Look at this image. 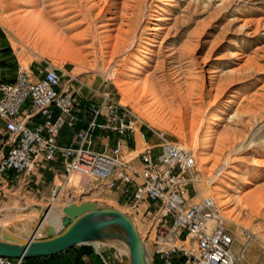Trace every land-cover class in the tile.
Masks as SVG:
<instances>
[{
	"label": "rangeland",
	"instance_id": "374dc122",
	"mask_svg": "<svg viewBox=\"0 0 264 264\" xmlns=\"http://www.w3.org/2000/svg\"><path fill=\"white\" fill-rule=\"evenodd\" d=\"M62 1L60 8L68 12L63 18L50 13L56 11L49 6ZM106 1L127 5L119 32H109L114 28L107 27L99 0H39L56 28L45 38L35 26L15 23L19 0H0V83L9 81L3 79L15 67L32 73L50 63L65 73L62 80L73 93L74 107L83 109L80 117L74 110L77 129L90 120L84 119L88 106L101 102H115L135 113L147 124L141 134L127 135L123 141L111 135L109 145L120 144L135 158L144 149L157 153L164 142L191 152L198 188L197 193L190 191L189 203L212 198L234 239L236 264H264V0ZM168 17L155 36L156 20ZM116 35L120 38L111 50ZM149 58H154L152 63ZM140 60L155 68L139 75V87L132 86ZM229 100L235 105L223 115ZM217 117L223 120L213 123ZM231 170L239 173V186L228 191L224 180ZM64 180L50 189L37 177L32 181L41 187L23 190L19 182L0 191V215L14 234L24 237L27 230L32 232L44 210L46 220L52 208L91 202L129 216L152 251L147 229L141 225L145 215L136 218L122 194L112 196L113 191L98 186L92 177L86 184L81 174ZM243 181L249 183L242 185ZM233 197L242 198V204ZM146 214L149 217V206ZM36 237L44 238V229ZM102 242L76 246L35 263L129 264L122 242Z\"/></svg>",
	"mask_w": 264,
	"mask_h": 264
},
{
	"label": "built area",
	"instance_id": "2783aa9c",
	"mask_svg": "<svg viewBox=\"0 0 264 264\" xmlns=\"http://www.w3.org/2000/svg\"><path fill=\"white\" fill-rule=\"evenodd\" d=\"M64 77L60 68L46 63L32 73L18 67L12 80L0 83V191L29 176L40 160L51 162L60 155L66 176L81 172L94 178L98 186L122 194L133 211L148 202L151 264H236L234 239L214 200L188 201L190 191L198 188L192 153L164 142L155 154L150 149L137 154L141 167L134 168L121 157L120 144L109 145L111 135L123 141L140 135L147 124L121 104L101 102L88 106L90 120L77 129L74 96ZM28 117L39 122L30 128ZM64 128L74 134V144L66 148L58 145ZM97 132L104 133V152L92 145ZM0 264L29 263L22 257H0Z\"/></svg>",
	"mask_w": 264,
	"mask_h": 264
},
{
	"label": "water",
	"instance_id": "95a60500",
	"mask_svg": "<svg viewBox=\"0 0 264 264\" xmlns=\"http://www.w3.org/2000/svg\"><path fill=\"white\" fill-rule=\"evenodd\" d=\"M61 213L60 229L45 226L44 238H37L35 233L43 221L45 210L28 237L13 234L10 227L0 228V257H50L76 246L116 239L126 246L129 264H151L135 225L121 211L91 202H79L64 206Z\"/></svg>",
	"mask_w": 264,
	"mask_h": 264
},
{
	"label": "bare ground",
	"instance_id": "6f19581e",
	"mask_svg": "<svg viewBox=\"0 0 264 264\" xmlns=\"http://www.w3.org/2000/svg\"><path fill=\"white\" fill-rule=\"evenodd\" d=\"M99 1H101L102 3H103V6L101 7V11L100 12H102V14H103V16H107L106 18V22H107V27L108 28H114V30H109V32H119V30H120V25H121V19L123 18L122 16L125 14V13H123V11L124 10H126V6L127 5H125V2H121V3H116L114 0V2L113 3H109L108 1H106V0H99ZM64 1H62V2H60V3H55V2H53V3H51V4H49V6L51 7V9H53V10H55L56 12H53V11H50V13H55L56 15L55 16H60L61 18H63V17H65L67 14H68V12H64L63 10H62V8H60V4H62ZM19 3H21L22 5L21 6H19ZM15 6H18V7H16L17 8V10H16V12L14 13V15H15V23H19V24H22V25H24V26H32L31 28H33V26H35V28H37V31L38 32H40L39 34L40 35H42V33H43V35H44V37L45 36H52L53 35V33H54V31L56 30V28H55V24H53V22H52V19H53V17H52V15H50V13L49 14H47V13H44L43 12V10H41V8H40V3H39V0H19V2H15ZM48 6V7H49ZM135 7V6H134ZM165 13V12H164ZM167 15V14H166ZM168 16V15H167ZM59 17V18H60ZM130 17H132V15H130ZM71 18H73V17H71ZM170 18L171 17H168V18H165V19H157L156 21H159L158 22V26L159 25H161V26H164L165 25V22L166 21H168V20H170ZM21 25V26H22ZM159 28V29H158ZM158 30H161V27L159 26V27H157L156 26V28L154 29V31H157L156 33H154L155 34V36H157L158 37ZM36 31V30H35ZM38 34V33H37ZM37 36V35H36ZM39 36V35H38ZM41 37H43V36H41ZM46 38V37H45ZM108 38H110V37H108ZM118 38H120L118 35H116V36H113V42H114V44H112V46H111V50L112 49H114L115 47H116V43L118 42ZM112 39V38H111ZM151 42V41H150ZM65 44V43H64ZM155 46V45H154ZM150 48H153V46L152 47H150ZM149 51H151L150 49H149ZM153 51V50H152ZM152 51H151V53H152ZM112 52V51H111ZM146 52V51H145ZM146 55V54H145ZM152 55H155V53H152ZM238 55V54H237ZM237 55H235L234 54V57L235 56H237ZM142 59V58H141ZM144 59V58H143ZM142 59V60H143ZM154 59V58H153ZM153 59H148L149 60V63H152V60ZM239 59V58H238ZM137 60V59H136ZM139 60V59H138ZM151 60V61H150ZM137 62V61H136ZM146 63V64H145ZM145 63H143L141 60L138 62V64H136V70H135V72H136V77H135V84H133L132 82H130V85H137L138 87L140 86V84H138L139 82H140V80H141V78H140V76L139 75H141L144 71V73H147L149 70H154V68H155V65L154 66H151L150 67V65H149V63L148 62H145ZM149 66V67H148ZM149 69V70H148ZM213 73H215V72H213ZM230 73V72H229ZM233 73V72H232ZM151 74V73H150ZM226 76V75H225ZM141 83V82H140ZM213 85V83H211V86ZM137 86H135V87H137ZM153 86V85H152ZM145 88V87H144ZM146 91V90H145ZM182 101V100H181ZM234 101L233 100H229V101H227V103H226V107H225V110L224 111H222L221 113L223 114V115H225L226 113H228L229 112V110L232 108V105L234 104L233 103ZM233 103V104H232ZM239 103V102H238ZM235 105V104H234ZM224 109V108H223ZM249 116V115H248ZM213 120V123H216V121H217V123L219 122V121H221V120H223V118L222 117H217L216 119L214 118V119H212ZM217 126V125H216ZM211 127H213V124H212V126ZM214 128V127H213ZM211 130V129H210ZM223 131V130H222ZM221 131V132H222ZM217 132V131H216ZM220 132V131H219ZM211 133V132H210ZM213 133V132H212ZM214 135V134H213ZM219 135V134H218ZM223 135V134H222ZM220 136V135H219ZM224 137V136H223ZM246 159V158H245ZM259 163V162H258ZM260 164V163H259ZM235 169V168H234ZM240 171V170H239ZM238 172V171H237ZM72 174H81V175H84V176H86V178H87V181H86V184H88V183H90L91 182V177L90 176H88V175H85V174H82L81 172H73ZM239 174V173H238ZM238 174H236V173H233V171L231 170L230 172H229V175H227L226 176V179L224 180V181H226L225 183H226V189L228 190V191H232V190H234L233 189V185H237V186H239V180H238V178H240V176L238 175ZM72 177V176H71ZM228 181V182H227ZM246 181V180H245ZM245 181H243L242 182V185L244 184V185H247L248 183H246ZM240 185H241V183H240ZM244 187V186H243ZM228 191H226V193L227 194H225L226 196H228L229 198H230V194L228 193ZM222 192V191H221ZM220 192V193H221ZM235 193V192H234ZM239 193V192H238ZM230 195V196H229ZM233 196V195H232ZM232 196H231V198H232ZM225 197V196H224ZM235 198V200H237V204L238 205H240V204H242V198H240V197H233V199ZM212 199V198H211ZM232 200V199H231ZM225 201V200H224ZM215 202V201H214ZM216 203V202H215ZM225 203V202H224ZM227 203V202H226ZM69 204H71V203H69ZM68 204V205H69ZM217 204V203H216ZM237 205V206H238ZM67 206V205H66ZM218 207V206H217ZM63 208V207H62ZM243 210V209H242ZM39 211H41V210H39ZM49 212V211H48ZM50 214H49V216H48V218L45 220V215L47 214V212H46V214L43 216V221L41 222V225H40V227H39V229H38V231L35 233V235L37 236L41 231H43V229L45 228V226H48V225H50V226H52L53 228H55L56 230H58V229H60V227H61V218H62V213H61V209L59 210H57V211H54V209L52 208L51 210H50ZM28 218H29V216H27ZM21 217H19V219H20ZM7 219V218H6ZM15 220V219H14ZM16 220H17V218H16ZM30 220V219H29ZM8 221L7 220H4V218H3V216H1L0 215V228H2V229H6V227H8V225L10 224V223H7ZM30 232H31V230H27V235L29 234L30 235ZM138 232V231H137ZM32 233V232H31ZM14 234V233H13ZM141 237V236H140ZM141 239H142V237H141ZM107 241V240H106ZM142 241H143V243H144V245H145V248H146V252H147V255H148V260L150 261V256H149V252H148V250H147V245L145 244V242H144V240L142 239ZM114 242V241H113ZM103 243V242H102ZM101 242L100 243H98V244H102ZM112 243V242H111ZM110 243V244H111ZM94 244V243H93ZM104 244V243H103ZM113 245L115 244V243H112ZM121 245H122V251L124 252V254L125 253H127V248H126V246L123 244V243H121ZM116 247H118V245H115ZM242 257V256H241ZM235 261H236V259H235Z\"/></svg>",
	"mask_w": 264,
	"mask_h": 264
},
{
	"label": "crops",
	"instance_id": "0c3cea01",
	"mask_svg": "<svg viewBox=\"0 0 264 264\" xmlns=\"http://www.w3.org/2000/svg\"><path fill=\"white\" fill-rule=\"evenodd\" d=\"M2 67L0 66V69ZM15 71H16V67L13 69L12 74H10L9 78L3 79V80H12L15 76ZM75 113L80 117V113L83 109L79 108V107H74ZM84 112V111H83ZM26 114V109L23 110L21 117L23 118ZM86 114V113H85ZM90 118V115L88 113L87 118L84 119H88ZM84 119H80L83 120ZM39 122V119L36 117H28L26 119V124L28 127L33 128L37 123ZM104 133L103 132H97L95 138L93 139V146L94 149L97 151H102L103 150V142L104 139H101L103 137ZM111 141V140H110ZM74 144V134L72 131H70L68 128H64L61 133L59 134L58 137V145L60 147L66 148V147H70ZM111 145H113L111 143ZM114 146V145H113ZM2 148L0 147V150ZM121 157L123 158V160L129 161V163L136 169H140L141 167V163H140V159L139 157L135 158V156H130L127 153V150L121 148ZM65 174H64V160L63 157L58 155L54 160H52L51 162H44L42 160H40L34 167L33 171L31 172V174L27 177L24 178H20L19 181H17V184L19 182H22L21 185L24 187L23 190L25 189H31L32 187H41L38 185H36V181H32L33 178H41L42 182L45 183V185H49L50 189H52V186L56 187V182H61L64 183V179H65ZM64 180V181H63ZM25 181V183H24ZM35 185V186H34ZM38 190V189H36ZM51 191V190H49ZM29 193V191H27ZM116 195L118 198L121 197L119 192H114L112 196ZM149 204L148 202L144 201L140 208L136 211H133L134 215L137 216L142 213L143 215H145V217H142L141 220L142 221V226L145 229H148V216L146 214V209L148 208ZM137 220V219H136ZM24 237H28V235H25Z\"/></svg>",
	"mask_w": 264,
	"mask_h": 264
},
{
	"label": "trees",
	"instance_id": "16d2710c",
	"mask_svg": "<svg viewBox=\"0 0 264 264\" xmlns=\"http://www.w3.org/2000/svg\"><path fill=\"white\" fill-rule=\"evenodd\" d=\"M72 249V248H71ZM68 250H70V249H68ZM67 251V250H66ZM65 252V251H64ZM60 254V253H59ZM56 255H58V254H56ZM56 255H53V256H50V257H42V258H33V259H26L27 260V262L29 263V264H36L35 263V261H39L38 259H48V258H52V257H54V256H56ZM39 264V263H38ZM40 264H43V263H40ZM53 264V263H52Z\"/></svg>",
	"mask_w": 264,
	"mask_h": 264
}]
</instances>
